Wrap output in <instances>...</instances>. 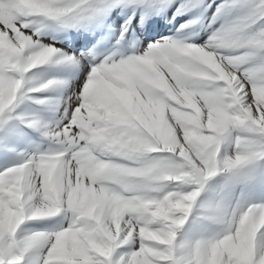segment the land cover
Listing matches in <instances>:
<instances>
[{
	"label": "snow or ice",
	"instance_id": "snow-or-ice-1",
	"mask_svg": "<svg viewBox=\"0 0 264 264\" xmlns=\"http://www.w3.org/2000/svg\"><path fill=\"white\" fill-rule=\"evenodd\" d=\"M68 32L75 46L46 39ZM62 67L79 83L46 78ZM31 132L41 144L16 153ZM13 153L0 264H264V202L225 214L201 200L222 172L264 178V0H0V155Z\"/></svg>",
	"mask_w": 264,
	"mask_h": 264
},
{
	"label": "rangeland",
	"instance_id": "rangeland-1",
	"mask_svg": "<svg viewBox=\"0 0 264 264\" xmlns=\"http://www.w3.org/2000/svg\"><path fill=\"white\" fill-rule=\"evenodd\" d=\"M207 2L212 3V0H207ZM219 2H220V0H216V3H219ZM214 9H215V4H213V8L209 11V15H210V12L213 11ZM187 15H188V18H186L184 21L182 20L184 23L187 20L195 18L193 14L189 13ZM203 31L204 30H201L200 26L197 25V26H195V28L192 32V35L194 37H196V39H198L200 37L203 38V36H205L204 39L201 41V42H204L208 39L210 31H208L206 34ZM200 34H201V36H200ZM161 37L162 36L154 37V40H159ZM46 39H48V38L46 37ZM48 72H49L48 73L49 78L57 77L55 74V71L50 70ZM74 74L75 73H73L68 79L71 80ZM47 78H48V76H47ZM54 94H55V91H51V92L44 93L42 95L51 96ZM32 107L35 108L34 106H32ZM34 143L36 144V142H34ZM44 147H47V145L44 144ZM16 153H17V151H16ZM16 153H13L12 155L15 156ZM12 155H11V157H9L10 159L9 158L4 159L5 160L4 166H6L7 164L10 165L11 162H13V160H15V159H13L15 157H13ZM2 157L3 156L0 155V159ZM7 162H9V163H7ZM2 167L3 166H1L0 168H2ZM257 168L264 170V163L258 162ZM263 191H264V178L257 177L256 179H252V180H249L246 182L230 183L227 179V174L222 172L217 177H214L211 180H209L208 185L206 186L205 192L202 193L201 200H205V199L209 198V195L211 194V197L213 199H216V200H219L222 196L226 195L227 202L230 203L232 206H235V204L238 201H240L241 199L250 200L251 202H264V192ZM220 227H221L220 225L210 224L209 225V231L206 233V235L214 234V232L219 230Z\"/></svg>",
	"mask_w": 264,
	"mask_h": 264
},
{
	"label": "bare ground",
	"instance_id": "bare-ground-1",
	"mask_svg": "<svg viewBox=\"0 0 264 264\" xmlns=\"http://www.w3.org/2000/svg\"><path fill=\"white\" fill-rule=\"evenodd\" d=\"M175 12V8L173 7V8H171L170 10H169V16H171V14L172 13H174ZM131 14V13H130ZM137 14H139V13H137ZM155 19H159L160 17H154ZM186 18H188V15L187 14H185V15H177L176 16V19L175 20H173V21H171V23L168 25V27H166V28H163V29H160V30H158L157 32H155L152 36H151V39L153 38V40H154V37H159V36H174V35H176V30L180 27V25L181 24H183L184 22V20L186 19ZM183 20V21H182ZM123 22V21H122ZM205 34L208 32V31H203ZM70 33H73V32H70ZM76 35H79V33H76ZM86 36H88L89 38H92L91 37V34L90 33H86ZM200 36H201V34H200ZM199 36V37H200ZM204 37L205 36H203V38H198V39H196V42L197 43H203V42H201L203 39H204ZM47 38L49 39V40H51V39H56L57 41H58V43H57V46L58 47H64V46H75V45H73L72 44V38L71 39H67V40H61V39H58L57 38V35L55 36V37H53L52 35H48L47 36ZM95 38H98V37H95ZM157 39V38H156ZM79 50H83V49H79ZM53 71H55V74H56V76H57V78H60V79H68L73 73H75L74 75H73V77H72V79H71V81H73L74 83H79V79H78V73H77V71L74 69V68H72V67H62V68H57V69H55V70H53ZM49 73V72H48ZM48 73H47V75H46V78H47V76H48V78H49V75H48ZM52 97H58L59 96V92H57V91H55V94L54 95H51ZM33 141V142H32ZM34 142H36V140L34 141V139L31 137V140L29 141V142H27V143H25V144H22V145H20L18 148H17V153H19V152H24V151H33V150H35V147H36V145H37V142H36V144L34 143ZM46 145V144H45ZM13 156V155H12ZM11 157V156H10ZM13 157H15V158H13V159H16L17 158V155H15V156H13ZM5 158L4 157H2L1 159H0V165L1 166H3L4 167V162H5V160H4ZM8 159V158H7ZM6 159V160H7ZM10 159V158H9ZM12 159V158H11ZM14 161V160H13ZM10 162V161H9ZM9 162H7V163H9ZM12 163V162H11ZM8 165V164H7ZM0 166V167H1ZM2 167V168H3ZM264 192V191H263Z\"/></svg>",
	"mask_w": 264,
	"mask_h": 264
},
{
	"label": "clouds",
	"instance_id": "clouds-1",
	"mask_svg": "<svg viewBox=\"0 0 264 264\" xmlns=\"http://www.w3.org/2000/svg\"><path fill=\"white\" fill-rule=\"evenodd\" d=\"M217 203L220 204L221 206V211L224 212L225 214L227 213L228 211V202H227V197L226 195L222 196L218 201ZM197 212L199 213H202L204 211V208L203 207H198L196 209Z\"/></svg>",
	"mask_w": 264,
	"mask_h": 264
}]
</instances>
